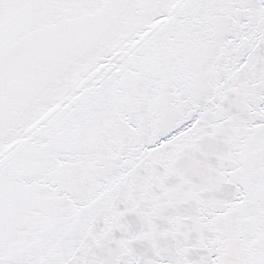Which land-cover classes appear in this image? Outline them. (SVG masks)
Returning a JSON list of instances; mask_svg holds the SVG:
<instances>
[{
  "label": "snow or ice",
  "instance_id": "obj_1",
  "mask_svg": "<svg viewBox=\"0 0 264 264\" xmlns=\"http://www.w3.org/2000/svg\"><path fill=\"white\" fill-rule=\"evenodd\" d=\"M0 264H264V0H0Z\"/></svg>",
  "mask_w": 264,
  "mask_h": 264
}]
</instances>
